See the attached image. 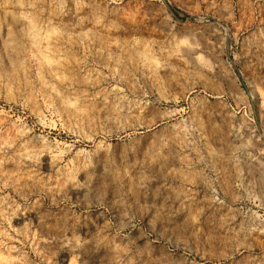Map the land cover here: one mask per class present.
<instances>
[{
    "label": "rangeland",
    "instance_id": "obj_1",
    "mask_svg": "<svg viewBox=\"0 0 264 264\" xmlns=\"http://www.w3.org/2000/svg\"><path fill=\"white\" fill-rule=\"evenodd\" d=\"M154 67L221 96L186 143L97 154ZM135 230L264 264V0H0V264H155Z\"/></svg>",
    "mask_w": 264,
    "mask_h": 264
},
{
    "label": "bare ground",
    "instance_id": "obj_2",
    "mask_svg": "<svg viewBox=\"0 0 264 264\" xmlns=\"http://www.w3.org/2000/svg\"><path fill=\"white\" fill-rule=\"evenodd\" d=\"M100 45L109 52L111 50V53L123 50L115 42L105 41L100 42ZM145 59L148 60L147 57ZM157 68L142 69L141 79L144 83L149 82L151 87L138 90L135 93V100L118 109L114 120L110 118L113 120L112 126L107 128L101 136L102 139L95 145L97 154L122 150L124 153L136 155L145 151H158L178 142L186 143V136L194 129L197 111L205 110L206 106L212 105L211 99L221 96L202 82L199 83L196 78L194 81L184 83L172 82L173 79L169 80L171 82L158 80ZM163 172L169 177L183 176V171L178 169H165ZM125 226L126 224L121 222L117 229H123ZM131 233L133 241L140 242L137 244L140 253L152 259L155 264H257L254 259L256 256L251 258L255 255L252 252L253 246L244 241L243 231L240 230L237 233L233 232L232 235H223L224 232L222 235H210L207 241L203 240L209 248L205 250L207 247L205 249L202 247L204 250L201 253L185 242L180 243L178 240L163 238L156 234L149 236V232L145 233L142 230ZM244 258L246 263L242 262Z\"/></svg>",
    "mask_w": 264,
    "mask_h": 264
}]
</instances>
